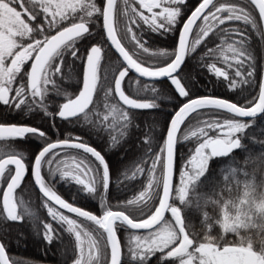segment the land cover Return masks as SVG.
I'll return each instance as SVG.
<instances>
[{
    "label": "snow or ice",
    "instance_id": "1",
    "mask_svg": "<svg viewBox=\"0 0 264 264\" xmlns=\"http://www.w3.org/2000/svg\"><path fill=\"white\" fill-rule=\"evenodd\" d=\"M13 227L58 264H264V0H0V264H29Z\"/></svg>",
    "mask_w": 264,
    "mask_h": 264
},
{
    "label": "trees",
    "instance_id": "2",
    "mask_svg": "<svg viewBox=\"0 0 264 264\" xmlns=\"http://www.w3.org/2000/svg\"><path fill=\"white\" fill-rule=\"evenodd\" d=\"M250 31V30H249ZM252 41H253V46L257 47L259 44V38L256 37L254 34L252 36ZM200 53H197V56H199ZM193 65L196 64V61H192ZM194 75H196L197 80H203L204 82L207 83V75L205 74L204 70L201 67H194ZM159 87V84H157ZM209 87H211V84H209ZM201 91H204V88L201 86ZM219 92L222 94H227L225 93L224 89H218ZM149 117L147 115L141 116V120H146ZM36 123H39V120L35 121ZM59 122V121H57ZM71 129V126H69V130ZM55 131V130H54ZM74 134V133H73ZM78 134V133H77ZM138 135V134H137ZM87 138V137H86ZM94 138V137H92ZM136 139V137H134ZM93 142V140H92ZM94 146L99 147L103 145V140L97 144L96 142H93ZM138 140L136 143V146H133L131 144L126 145L125 149L120 151L118 154H121L122 156L124 155V152H127L128 158L131 160L135 157L136 155V148L138 147ZM112 154V153H110ZM122 166V165H121ZM135 185L132 184L131 187V195H132V190L134 189ZM18 193H20V190H18ZM26 203H33V204H39V201L35 199V193L33 194L32 197H29L26 193H20ZM115 196H119L121 199L124 198V195H119L115 194ZM111 198V197H110ZM116 201L113 200V203ZM38 211L41 214H46V210L39 208ZM16 231L17 229L13 227V231L11 232V236L13 237L10 241L9 245V255L13 258H22L26 261L29 262V264H33V262H39V264H58V261L61 259L60 254L56 250V247L49 248L47 252L44 250V245L39 242V239L35 237L34 235H31L28 233V230L25 229V237H22L19 242L21 245L18 243V241L15 239L16 236ZM30 243L32 245V249L27 246V243Z\"/></svg>",
    "mask_w": 264,
    "mask_h": 264
},
{
    "label": "flooded vegetation",
    "instance_id": "3",
    "mask_svg": "<svg viewBox=\"0 0 264 264\" xmlns=\"http://www.w3.org/2000/svg\"><path fill=\"white\" fill-rule=\"evenodd\" d=\"M157 42L161 43V44H166L167 43V41L165 40L164 37H158L157 38ZM75 134H77V133H74V135ZM92 140H93L94 143L96 142L97 144H99V142H101V139L98 138V137H95V136H94V138H92ZM126 156H127V159H124V164H129L130 163V159L128 158V155H127L126 151L124 152L123 156L121 154L112 153V154H109L107 158L112 160L113 162H116L118 160L123 159ZM120 167L123 170V165L122 166L120 165ZM131 187H132V185H129L128 189H126V190H122L120 192L115 191V176L112 177L111 190H112V193H114V195L115 194H119V195H124V198H130L131 197ZM57 188L59 189V191L61 193L64 194V198H66V199L70 198V194L72 192H74V189L70 188L69 185L61 186L60 184H58ZM78 203L84 205L86 210H88V209H97L99 207L98 201L91 200V199H87V200L81 199V200L78 201Z\"/></svg>",
    "mask_w": 264,
    "mask_h": 264
},
{
    "label": "rangeland",
    "instance_id": "4",
    "mask_svg": "<svg viewBox=\"0 0 264 264\" xmlns=\"http://www.w3.org/2000/svg\"><path fill=\"white\" fill-rule=\"evenodd\" d=\"M18 243L21 245L20 242H18ZM27 246L32 249V245L29 242L27 243Z\"/></svg>",
    "mask_w": 264,
    "mask_h": 264
},
{
    "label": "water",
    "instance_id": "5",
    "mask_svg": "<svg viewBox=\"0 0 264 264\" xmlns=\"http://www.w3.org/2000/svg\"><path fill=\"white\" fill-rule=\"evenodd\" d=\"M113 51H114V49H113ZM117 55H118V54H117ZM132 75H135V74L133 73Z\"/></svg>",
    "mask_w": 264,
    "mask_h": 264
}]
</instances>
